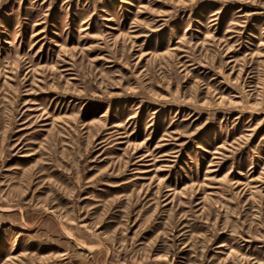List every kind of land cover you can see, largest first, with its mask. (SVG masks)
Returning a JSON list of instances; mask_svg holds the SVG:
<instances>
[{
  "label": "rangeland",
  "instance_id": "obj_1",
  "mask_svg": "<svg viewBox=\"0 0 264 264\" xmlns=\"http://www.w3.org/2000/svg\"><path fill=\"white\" fill-rule=\"evenodd\" d=\"M0 264H264V0H0Z\"/></svg>",
  "mask_w": 264,
  "mask_h": 264
}]
</instances>
